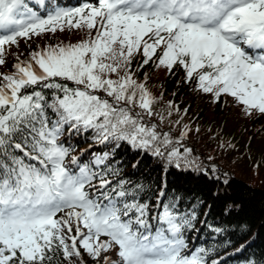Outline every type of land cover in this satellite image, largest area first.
Returning <instances> with one entry per match:
<instances>
[{"label":"snow or ice","instance_id":"obj_1","mask_svg":"<svg viewBox=\"0 0 264 264\" xmlns=\"http://www.w3.org/2000/svg\"><path fill=\"white\" fill-rule=\"evenodd\" d=\"M66 27L90 39L19 50ZM10 58L0 71V264H221L215 249L189 247L194 210L182 213L163 190L150 205L144 186L114 166V151L81 162L61 137L92 133L95 143L199 171L179 107L168 102L179 118L164 130L147 74L135 77L146 66L182 70L213 103L230 98L245 117L264 118V0H96L46 16L26 0H0V66Z\"/></svg>","mask_w":264,"mask_h":264},{"label":"trees","instance_id":"obj_2","mask_svg":"<svg viewBox=\"0 0 264 264\" xmlns=\"http://www.w3.org/2000/svg\"><path fill=\"white\" fill-rule=\"evenodd\" d=\"M26 2L38 14L46 16L47 11L55 8L73 9L85 2L96 3V0H44L45 8L35 0ZM87 39L90 37L86 28L66 27L55 35L47 34V38H33L29 44L21 41L19 50L28 53L48 45H74ZM10 60L13 61L9 59L8 67L0 66V71H10ZM145 74L148 76L146 87L157 101L154 111L166 118L161 127L167 130L179 118L175 112L171 117L167 114V104L171 101L179 107L180 115H184L182 124L187 123L192 128L184 144L193 149L189 159L195 160L199 171L195 166L177 168L151 155H138L123 142L118 149H114V144L95 143L92 133L87 134L88 139L73 136L71 140H67L66 133L61 140L65 141V146H73L71 155L79 157L81 162L91 160L93 153L103 155L114 151V166L120 168L123 178L144 186L141 195L150 205L158 202L157 197L163 190L162 199L167 202L177 197L182 213L194 210L197 217L194 227L185 233L190 248L215 249L214 256L221 264H249L250 261L264 264V118L245 117L225 102L230 98L222 97L213 103L210 94L194 91V83H183L182 70L172 76L146 66L135 79L144 81ZM185 108L188 109L186 115ZM148 122L160 123L158 117ZM172 134L178 137V131ZM229 144L233 147L229 148ZM137 161L139 165L134 168ZM66 163L71 167L70 157ZM159 210L153 207L154 213ZM217 227L225 232L217 235L212 231ZM241 245L244 249L236 251Z\"/></svg>","mask_w":264,"mask_h":264},{"label":"rangeland","instance_id":"obj_3","mask_svg":"<svg viewBox=\"0 0 264 264\" xmlns=\"http://www.w3.org/2000/svg\"><path fill=\"white\" fill-rule=\"evenodd\" d=\"M33 38H34V39H37V38H35V37H33ZM31 46L33 47L32 44H31ZM12 63H13V61L10 60L11 67H12Z\"/></svg>","mask_w":264,"mask_h":264}]
</instances>
